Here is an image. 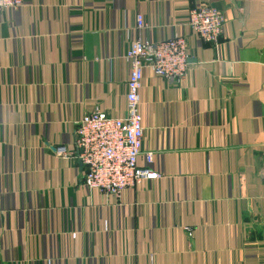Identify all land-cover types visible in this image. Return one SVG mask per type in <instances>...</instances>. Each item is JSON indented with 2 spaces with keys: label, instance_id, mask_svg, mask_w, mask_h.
Segmentation results:
<instances>
[{
  "label": "crops",
  "instance_id": "0c3cea01",
  "mask_svg": "<svg viewBox=\"0 0 264 264\" xmlns=\"http://www.w3.org/2000/svg\"><path fill=\"white\" fill-rule=\"evenodd\" d=\"M204 5L225 19L214 43L186 24ZM173 35L187 38L186 75L143 69L135 106L138 165L151 152L158 177L118 194L82 186L75 121L125 116L129 41ZM260 262L264 0H22L0 11V264Z\"/></svg>",
  "mask_w": 264,
  "mask_h": 264
},
{
  "label": "built area",
  "instance_id": "2783aa9c",
  "mask_svg": "<svg viewBox=\"0 0 264 264\" xmlns=\"http://www.w3.org/2000/svg\"><path fill=\"white\" fill-rule=\"evenodd\" d=\"M21 4L22 0H0V11ZM224 22L223 14L208 5L193 7L187 13V26L207 43L218 41L223 34ZM135 26L137 30L145 27L140 13L136 15ZM125 59L129 63L126 115L112 117L102 110L94 109L74 124V156L83 167L79 183L100 193L118 194L143 180L158 177V173L149 167L151 152L144 154L145 165H138L143 136L141 116L135 108L138 91L145 68L164 78L182 79L186 75L189 60L187 38L173 35L153 42L136 36L128 43ZM55 153L68 155L62 146L56 147ZM187 233L191 235V229H187Z\"/></svg>",
  "mask_w": 264,
  "mask_h": 264
}]
</instances>
